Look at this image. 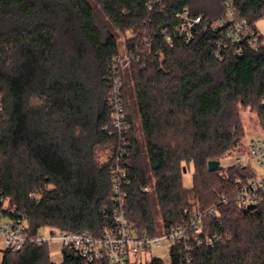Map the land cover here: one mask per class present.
<instances>
[{
	"label": "trees",
	"instance_id": "1",
	"mask_svg": "<svg viewBox=\"0 0 264 264\" xmlns=\"http://www.w3.org/2000/svg\"><path fill=\"white\" fill-rule=\"evenodd\" d=\"M151 0H0V191L27 220V238L42 228L100 237L111 224L104 213L112 199L111 167L121 145L111 123L109 101L112 59L123 34L136 61L133 88L124 89L130 131L124 166L131 185L124 212L138 234L156 236L160 226L151 195L143 192L152 178L164 228L185 224L193 206L218 214L207 221L209 233L222 240L198 248L193 264H264V201L245 209L232 198L246 183L247 166L208 169L240 147L244 124L239 106L256 110L264 131V47H233L215 56L220 34L211 24L224 16L223 0H162L165 10L150 13ZM253 28L264 19V0H234ZM190 8L202 16L194 39L163 31ZM134 113L140 119V130ZM109 149L106 162L98 154ZM249 152V150H248ZM193 165V186L183 185L184 168ZM229 203L222 204L223 198ZM59 264H84L62 251ZM4 264H57L48 245L29 241ZM146 264H165L152 259ZM172 264H180L177 254Z\"/></svg>",
	"mask_w": 264,
	"mask_h": 264
},
{
	"label": "built area",
	"instance_id": "2",
	"mask_svg": "<svg viewBox=\"0 0 264 264\" xmlns=\"http://www.w3.org/2000/svg\"><path fill=\"white\" fill-rule=\"evenodd\" d=\"M226 6L224 16L215 20L211 28L220 34V40L215 43V56L221 59L229 46L234 48L236 55H243V48L250 47L259 50L264 47V37L253 28L245 19L240 17V12L234 0H223ZM165 6L162 0H151L148 4L150 13L163 12ZM177 23L172 31H163L168 43L173 42L177 36L185 43L194 39V31L201 25L203 17H195L190 8L176 14ZM135 38L133 33H128L122 39L123 45L118 43V55L112 59V72L110 76L109 101L112 107L111 123L105 127L111 135L121 137V147L118 149L115 162L111 167L112 173V199L111 204L103 212H110L111 224L107 226L100 237H94L87 232L71 233L60 230H51L47 236L39 231L33 239L27 238L28 223L22 214L18 213L10 198L0 191V264H4L6 254L15 255L31 241L39 245L60 246L63 250L72 252L84 264H142L137 259L142 254H151L165 247L168 252V264H172V255L177 254L180 264H193V255L198 248H212L215 243L223 239L219 233H209L206 229L209 218L218 214V206L208 210H201L193 206L188 221L178 227L164 230L156 236L140 235L129 222L124 212L126 189L131 185L129 172L124 166L128 157L129 143L126 134L130 131L126 111L124 89L129 85L127 77L131 75L132 64L137 60L134 51L128 47V42ZM264 108V99L261 101ZM4 113V100L0 96V117ZM246 158L239 157L236 164L245 165L247 161H254L264 168V138L258 137L250 141ZM250 178L246 183L237 186L232 201L245 209L256 208L264 201V177ZM149 193V186L142 188ZM223 198L222 204L229 203ZM152 260V259H150Z\"/></svg>",
	"mask_w": 264,
	"mask_h": 264
},
{
	"label": "rangeland",
	"instance_id": "3",
	"mask_svg": "<svg viewBox=\"0 0 264 264\" xmlns=\"http://www.w3.org/2000/svg\"><path fill=\"white\" fill-rule=\"evenodd\" d=\"M91 1V0H90ZM96 10L99 13V18H101V22L105 23L107 26H109L112 29V32L115 34L117 41L119 42V45L121 44V46L123 45L122 39H124L125 34L121 33L119 30L114 29L112 26H110V24L108 23L107 19L104 18V16L102 15V13H100V9L98 6H96ZM256 27L257 30L261 33V35L264 37V19L258 21L256 23ZM128 83L129 85L127 86L128 89H132L134 84H133V80L131 75H129L127 77ZM239 113L241 116V119L243 121L244 124V137L241 140L240 143V147L237 148L236 152H232L231 156L225 158L222 162H221V166L222 167H228V166H232L235 165V161L237 158L239 157H243L246 158L245 156L248 155V148L250 145V141L261 137L264 138V131L262 130L261 124H260V120L257 114L256 110H251L250 108H245L243 106H239ZM134 117H135V124L137 126V129L140 130V119L137 115V113H134ZM109 149H105V150H101L98 154L99 160L100 162H106L107 158L109 157ZM246 166H247V171L249 176L252 175V178L257 179L256 177L258 176H263L264 177V168H262L261 166H259L256 162L254 161H247L246 162ZM193 172H194V168L193 165L191 164L188 169L185 171L184 175H183V185L186 189H191L193 186ZM250 179V178H249ZM156 184V180L155 178H152L151 182L148 184L149 186V193L151 195V198L153 199V207L154 209L157 211V216H156V220L157 223L160 226V230H159V234H161L164 230H166L164 228V220L163 217L160 213V206L158 205V202L156 200V195L154 193V187ZM41 231H43L44 233H46V235L48 236L50 234V229L49 228H42ZM51 252H52V260L53 262L59 264L62 262V255L60 253V246H55V245H51ZM1 257V256H0ZM162 259L165 264H168V252L167 249H165V247L158 249L154 252H151V254H142L140 256L137 257L138 260L143 261L142 264H146L148 262H150V259Z\"/></svg>",
	"mask_w": 264,
	"mask_h": 264
},
{
	"label": "water",
	"instance_id": "4",
	"mask_svg": "<svg viewBox=\"0 0 264 264\" xmlns=\"http://www.w3.org/2000/svg\"><path fill=\"white\" fill-rule=\"evenodd\" d=\"M220 166H221V162L220 161H209L208 162V169L211 172L217 171ZM185 171H186V169L184 168V172Z\"/></svg>",
	"mask_w": 264,
	"mask_h": 264
},
{
	"label": "crops",
	"instance_id": "5",
	"mask_svg": "<svg viewBox=\"0 0 264 264\" xmlns=\"http://www.w3.org/2000/svg\"><path fill=\"white\" fill-rule=\"evenodd\" d=\"M52 245H55V246H56V244H52ZM57 246H58V245H57ZM57 246H56V247H57ZM51 247H52V246L50 245V246H49V248H50V252H51ZM59 250H60V248H59ZM51 254H52V252H51ZM51 258H52V255H51Z\"/></svg>",
	"mask_w": 264,
	"mask_h": 264
}]
</instances>
